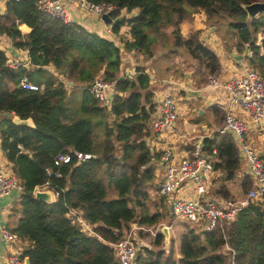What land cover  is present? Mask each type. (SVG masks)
<instances>
[{"label":"trees","instance_id":"obj_1","mask_svg":"<svg viewBox=\"0 0 264 264\" xmlns=\"http://www.w3.org/2000/svg\"><path fill=\"white\" fill-rule=\"evenodd\" d=\"M90 1L115 4L118 12L113 13L114 18L122 9L139 10L137 16L114 25L115 31L125 23L130 26L133 39L124 43L125 51L82 25L42 13L35 0H8L5 13H0V34L10 37L16 47L28 48L34 67L11 68L0 48V112L6 114L0 122L1 146L25 188L14 232L28 240L23 255L30 264H122L110 245L123 236L115 232L132 224L152 226L165 217L144 207L139 213L136 209L141 204L136 191L156 187L153 162L160 160L161 153H152L149 145L150 123L157 111L150 76L138 67L135 75L119 78L125 73L127 53L153 57L161 28L175 24V46L184 47L207 71L216 73L219 57L201 40L202 31L186 38L179 28L182 21L203 11L207 22L219 24L229 19L237 47L252 45L250 63L264 76V14L249 20L244 9V5L264 0ZM19 24L28 25L31 32L24 37ZM260 32L261 47L252 42ZM50 65L58 76L45 68ZM102 72L107 80L116 81L111 107L102 106L90 91ZM25 77L40 89L22 88ZM64 81L72 82L74 89L82 87L81 97L71 96ZM14 116L31 118L34 126L16 125ZM213 148L224 160L216 170L233 179L240 168L233 137L217 133L205 139V151ZM72 150L95 157L59 168L61 176L52 178L61 193L56 202L37 199L35 191L48 179L56 157ZM108 183L118 197L108 198ZM162 200L166 205L165 198ZM69 208L81 210L98 236L86 234L75 224L68 216ZM187 224L181 236L180 259L174 250L146 248L144 255L139 251L138 264H231L233 255L234 264H264V202L251 203L234 222L223 223L215 231ZM163 239L160 233L156 244L161 245ZM226 246L232 251L224 252Z\"/></svg>","mask_w":264,"mask_h":264},{"label":"built area","instance_id":"obj_2","mask_svg":"<svg viewBox=\"0 0 264 264\" xmlns=\"http://www.w3.org/2000/svg\"><path fill=\"white\" fill-rule=\"evenodd\" d=\"M35 1L39 11L67 24L75 23L71 10L72 6L77 7L81 11L83 10L87 15H94L101 20L106 13H111L113 17V13L118 12V7L108 2L97 3L90 0ZM131 12L122 9L119 11V15L115 18L113 17V19L129 20L132 17L130 16ZM114 25L108 24L109 33L113 32ZM253 44L257 46L255 41ZM10 66L13 69L19 68L16 64ZM136 73L135 71L133 74L135 75ZM133 74L130 71L123 78L126 79L133 76ZM64 82L67 86L68 82ZM20 85L28 90L40 89L38 85L26 77L22 79ZM207 85L212 89L224 88L230 95V106H222L225 111V118L217 133L222 135L230 134L236 143L240 155L248 160L253 181L252 189L242 199L216 200L209 197L216 165L218 163L222 164L224 160L219 157L217 148H213L212 152L205 151L204 137L197 139L192 148L183 156L176 152L175 147L168 146L161 152L160 160H155L153 165L158 169L161 163L163 168L164 174L158 184V191L160 196L165 198L171 215L199 230L211 232L222 227L223 223L230 224L234 222L239 213L251 203L264 202V159L248 141L250 129L248 123L236 115L237 109H240L247 113L254 123L257 124L264 121V76L250 63L243 65L238 75L225 81L220 80L216 73H210ZM115 90L116 81L107 80L104 76H98L90 86L91 93L104 107H111ZM178 119L179 107L177 100L172 94L166 95L159 102L155 117L151 123V129L155 133L162 134L172 129ZM19 147L22 148V146ZM151 151L152 153L155 152L152 149ZM93 157L95 155L91 153L76 150L58 155L54 160V167L47 172L48 179L36 191L52 190L57 201L61 193L53 186L52 178L61 176L59 168L64 164H70L72 161L78 164ZM143 167L145 168V166ZM24 190L23 182L14 172L0 168V199L10 198L14 193L22 194ZM68 216L86 234L98 236L95 226L84 217V213L81 210L69 208ZM137 228L144 231L148 230L144 227ZM135 230L136 228H132L130 232L116 231V234H122L123 236L117 242L110 243L122 264H138L140 250L134 237ZM0 235L4 244L8 247L23 240L18 233L10 230L9 227L2 223H0ZM229 249L232 251L230 247ZM4 263L30 264L29 258L20 251L10 252L7 259H4ZM231 264H234V255L232 256Z\"/></svg>","mask_w":264,"mask_h":264},{"label":"crops","instance_id":"obj_3","mask_svg":"<svg viewBox=\"0 0 264 264\" xmlns=\"http://www.w3.org/2000/svg\"><path fill=\"white\" fill-rule=\"evenodd\" d=\"M7 2L8 0H0V13H5ZM71 10L76 24L82 25L83 27L89 29L90 31L95 32L111 41H114L117 44V46H119L122 50H124V43L126 41H130L133 39L130 33V26L127 23L123 24L118 31H115L113 29V32L109 33L108 32L109 23H105L103 20L99 19L94 15H87L84 12H81V10H79L75 6H72ZM138 13H139L138 9L133 10V12L130 13V16L138 15ZM85 17H89V18L86 19ZM198 20L199 22H197ZM208 25L209 22H207V17L205 13L203 11H200L198 13L192 14L189 19H185L184 21H182L179 24V28H182V33L184 34V37L187 38L188 35L192 33V30L195 31L201 30L203 34L206 28L208 30L207 27ZM24 27H27L28 29ZM19 29L21 30L24 37L27 36L32 30L26 24H19ZM175 29H176L175 24H165L161 28L159 34L160 38H158V42L155 45L156 50L154 52V55L153 57L150 58L148 57V59H146L145 61V63L148 62L147 66H140L136 62L134 65L133 60L136 52L127 53L125 57V63H126L124 70L125 73L124 74L122 73L121 76L119 77V78L125 77L126 74L130 71L132 72V74L135 73L138 67L143 68L151 78V89L154 94V102L157 108L159 102L166 95L171 94V90H170L171 87L168 85L169 80L165 81V79L162 78L163 74L169 72V68H165V71L162 72L163 68L161 66L153 64V67L150 68L149 63L151 62L150 60L153 59L156 60V52H160L162 48L168 47V43H167L168 35L172 34V38L168 42L172 44L173 47L175 46V40L173 36V32ZM103 30L104 33L101 32ZM200 38L204 43L205 40H208L209 42V43L207 42L208 45L212 46L213 48L212 50L216 52V55L220 59V67L216 72L220 80L225 81L231 77H234L235 75H238L241 72L243 65L250 64V58L253 53L252 47H250L249 57H246L242 60L237 59V56L242 55L245 52L246 45L241 49L237 47V38L235 37L234 31L230 37H225L222 34H220V32H215V33H211V38L206 35H203L202 37L200 36ZM12 41L13 40L10 37H8L6 34H0V48L3 49L5 53L9 52L10 54V57L7 55L8 65L10 66L12 64H16L19 67L21 66L25 68L33 67L31 64L28 49L22 48L23 53H20V51L14 47ZM262 43H263V35L260 32L255 36V44L261 47ZM162 52L163 51H161V53ZM143 56L144 55H141L142 58H144ZM233 57L234 59H232ZM45 68L54 72L55 75H57L52 65L47 66ZM100 76H103V72L101 73ZM189 78H191V75H189ZM196 83H198L199 86L196 85ZM207 83H208V77H207V81L204 83L203 82L200 83L195 80L193 81V84L191 86V94H192L191 97H179L180 117L175 122L174 127L172 129H169L170 131L167 130L168 132L159 134V133H155L151 129L152 133L151 136L149 137V145L150 148L153 150V152L155 151L154 152L155 154L156 152L158 153L163 152V150L168 146H173L175 147L176 152L180 156H183L192 148L195 141L200 137H204L205 139L213 138L217 134V130L223 125L225 118V111L222 109V106L224 107L230 106V102H229L230 95L224 88L212 89L211 87H208ZM68 85L70 86V89L68 88L67 89L69 93H72L73 86H71L70 83L67 84V86ZM173 87L177 88V87H181V85L173 83ZM81 88L82 87H78L77 89L80 90ZM186 89L189 88L186 86ZM193 97L202 99L204 105L198 108L192 106L191 104H188L189 98H193ZM209 110L214 111L211 114V118L206 117V114ZM218 111L221 112L222 114L221 117H218V113H219ZM4 115L6 114L0 112V122L3 119ZM236 115L238 117H241L248 123L250 127L248 141L261 154L262 158L264 159V121L256 124L251 120L250 116L247 113L243 112L240 109H237ZM154 117L155 115L153 116L152 120L154 119ZM151 123H150V128H151ZM1 141L2 139L0 136V147L3 152ZM2 152H0V168L10 170L13 172V164L8 161L7 157L5 156V153ZM163 174L164 171L160 163L159 168L156 169L155 189L157 195L161 200L164 198H162L159 194L158 184L161 181ZM252 186H253V181L251 178L249 162L245 157L240 155V168L233 179L228 180L226 177V173L224 171L220 169L216 170L212 178V186L209 197L214 198L216 200L242 199L247 195L248 191L252 189ZM20 201H21L20 193H14L10 198L0 199V223L6 225L12 231H14V229L17 227L19 220L21 218ZM168 212L170 216L173 217L169 209ZM136 226L139 225L133 224V228H137ZM181 236H180V241H178L179 245H181ZM27 245H28V240L23 239L22 241L14 244L13 246L8 247L4 244L2 237L0 235V264H5L4 259H7V256H9L10 252L20 251L23 253ZM180 251H181V246H180ZM224 252H230L229 246H226L224 248ZM178 258L179 259L181 258V253H178Z\"/></svg>","mask_w":264,"mask_h":264},{"label":"rangeland","instance_id":"obj_4","mask_svg":"<svg viewBox=\"0 0 264 264\" xmlns=\"http://www.w3.org/2000/svg\"><path fill=\"white\" fill-rule=\"evenodd\" d=\"M81 12H83V10ZM135 16H132V18ZM85 18L87 19L89 17H85ZM197 22H199V20ZM207 27H208V30L206 28L204 30V33L201 35V37L203 35H206L211 38V33H215V32H220V34H222L223 36L230 37L231 34L233 33V30L229 25V19H226V18L222 19V22H220L219 24L216 22L210 21ZM211 27H215V30L210 31ZM104 30L101 32L104 33ZM180 30L182 33V28H180ZM193 31L195 30H192V33ZM192 33H190L188 37ZM182 35L184 36L183 33ZM171 38H172V34L168 35L167 37L168 41H170ZM168 41H167L168 47L162 48L161 50L163 51L162 53L161 51L156 52V60L155 59L150 60L151 62L149 63V66L150 68H152L153 64L159 65L163 68L162 72L165 71V68H169V72L163 74L162 78H164L165 81L169 80L168 85L171 87L170 89L171 94L176 98L178 107H179L180 106L179 97H191L192 95L191 86L193 84V81L196 80L200 83L206 82L208 74L210 72L205 69L206 66H204V64L202 65V63L198 59H196L190 53V51H188L187 49H184L181 46H177V45L173 47V45L170 44ZM207 42L208 40H205V43H204L205 46L210 49H213L212 46L208 45L209 42L208 43ZM12 43L14 44L13 41ZM14 47L17 50H19L20 53H23L22 48H18L15 45ZM6 55L10 57L9 52H6ZM141 55L142 54H139V53H136L134 55V60H133L134 65L136 62L140 66H147L148 62L145 63V61L146 59H148V57L143 56L144 58H142ZM232 59H234V57ZM219 64H220V59H219ZM189 75H191V78H189ZM173 83L180 84L181 87H177V88L173 87ZM196 85L199 86L198 83H196ZM186 86L189 89H186ZM67 88L70 89V86L68 85ZM82 91H83L82 89L79 90L77 88L76 89L73 88L71 96H73L75 93L76 97H81ZM188 104H191L192 106L198 107V108L204 105L202 102V99H199L197 97L189 98ZM213 112L214 111L209 110L206 114V117L211 118V114ZM218 112H219L218 117H221L222 116L221 112L220 111ZM179 117H180V110H179ZM166 132L168 131H165L164 133ZM0 152H2L1 147H0ZM107 187H108V198L118 197V192L114 186L108 183ZM149 187L151 188L150 190L146 188H142L136 191V195L140 199V203H141L140 207L136 208L138 213L142 211V207H144L145 209L149 210L151 213L154 211H157V212L164 214L165 217L163 216L157 224L152 225V226H136V227H144L145 229H148L147 231L141 230L139 228H136L135 230L134 237L136 238V241L138 243L140 253L144 255L146 253V248L153 249V251H159L160 249H165L166 251L169 252L171 250H174V254L178 258V253H180V246H181L178 244V241H180V236L184 233L186 226L188 224L181 219H176L174 217H171L168 212V209L165 207L166 205L164 204L163 200H161L159 196L157 195L155 187L153 185ZM131 205L136 206L135 202H131ZM132 228H133V224L130 226L129 229H126L125 231L130 232ZM165 228H168L169 237L166 234V232L165 233L162 232L163 229ZM160 233L164 235V239L161 245H157L156 238Z\"/></svg>","mask_w":264,"mask_h":264},{"label":"water","instance_id":"obj_5","mask_svg":"<svg viewBox=\"0 0 264 264\" xmlns=\"http://www.w3.org/2000/svg\"><path fill=\"white\" fill-rule=\"evenodd\" d=\"M244 9L247 11L248 13V19H254L256 17H258L260 14H264V2H255L249 5H244ZM102 20L105 23H109V24H117L120 22V19H113V17L111 16V13H106L103 15ZM215 29V27H211L210 31H213ZM255 40L253 39L252 42H254ZM250 56V44H246L245 46V52L242 55L237 56L238 60H242L246 57ZM70 85L73 86V83L70 82ZM13 122L16 125H20V126H34V121L33 119L29 118V119H22L19 116H15L13 119ZM111 130L113 132V135H115V130L114 127H111ZM35 197L39 200L48 202V203H54L55 200V195L54 192L52 190H37L35 192ZM167 231H166V230ZM163 229V233L166 232V234L169 237V231L168 228ZM30 263V260H29Z\"/></svg>","mask_w":264,"mask_h":264}]
</instances>
